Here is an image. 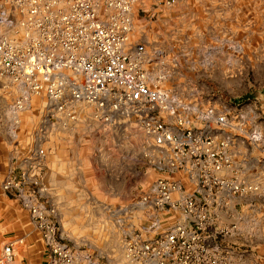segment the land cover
<instances>
[{"label": "built area", "instance_id": "1", "mask_svg": "<svg viewBox=\"0 0 264 264\" xmlns=\"http://www.w3.org/2000/svg\"><path fill=\"white\" fill-rule=\"evenodd\" d=\"M175 0H0V84L15 95L13 115L44 102L47 119L68 128L88 109L106 127L134 119L142 157L160 176L132 202L142 222L124 232L122 254L131 264H231L229 246L219 240L233 231L221 213L234 196L257 189L238 177L225 111L184 102L163 89L147 69L155 59L142 42L129 41L133 16L170 7ZM155 55V56H154ZM259 132L248 136L260 140ZM6 175L3 191L14 190L45 249V264H78L76 249L60 239L50 219L54 208L41 195L36 167ZM188 184H183L181 178ZM12 243L0 248V264H13Z\"/></svg>", "mask_w": 264, "mask_h": 264}, {"label": "rangeland", "instance_id": "2", "mask_svg": "<svg viewBox=\"0 0 264 264\" xmlns=\"http://www.w3.org/2000/svg\"><path fill=\"white\" fill-rule=\"evenodd\" d=\"M129 39L142 42L151 58L158 52L146 67L161 77L160 87L184 102L225 111L238 177L257 189L231 199V212L221 220L234 228L219 241L239 250L238 264H264L254 262V248L264 253V0H175L153 13H135ZM14 95L0 84V183L30 170L34 152L43 148L46 166L33 171L40 177L49 168L47 184L38 185L41 195L31 184L23 188L52 205L50 219L80 254L78 264H131L122 254L123 234L143 221L132 202L162 175L142 157L136 121L100 126L86 108L62 128L47 119L39 97L13 115L8 104ZM253 131L258 142L248 139ZM18 213L27 215L15 191L0 186V221Z\"/></svg>", "mask_w": 264, "mask_h": 264}, {"label": "crops", "instance_id": "3", "mask_svg": "<svg viewBox=\"0 0 264 264\" xmlns=\"http://www.w3.org/2000/svg\"><path fill=\"white\" fill-rule=\"evenodd\" d=\"M47 161V160H46ZM46 166V162L42 165ZM40 166V168L42 167ZM49 173V168H42V176L39 177L40 184H47L44 182L46 176ZM40 178H42L40 180ZM43 181V182H42ZM232 202L227 206L225 212L221 213V219L225 221V216L231 212ZM240 208V206H239ZM234 214V213H233ZM232 214V215H233ZM234 216V215H233ZM232 218V216H231ZM225 223V222H223ZM8 242L12 243L13 248V264H45V247L42 240L38 237L36 232L32 229L28 222V216L26 213H18L14 215L8 214L7 217L2 218L0 221V248L3 244ZM237 248L230 247L228 256L232 261L231 264H238L242 262V254H239ZM257 256L254 258V262L263 263L264 253L262 250L254 248ZM236 253V254H235Z\"/></svg>", "mask_w": 264, "mask_h": 264}]
</instances>
